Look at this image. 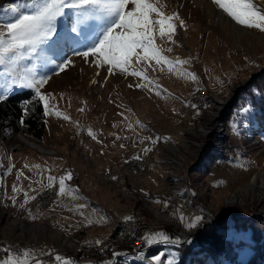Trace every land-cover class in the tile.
<instances>
[{
  "label": "rangeland",
  "instance_id": "obj_1",
  "mask_svg": "<svg viewBox=\"0 0 264 264\" xmlns=\"http://www.w3.org/2000/svg\"><path fill=\"white\" fill-rule=\"evenodd\" d=\"M254 3L264 10V0ZM0 4H21L25 11L30 10L21 0H0ZM157 4L166 14L178 12L184 21L183 26L175 21V43L155 35V46L171 64L157 63L154 58H141L137 62L133 57L127 71L114 68L110 73V66L97 67L92 62L95 58L85 62L71 48H65L60 57L53 56L46 48L43 55L54 59L55 64L42 67L36 54L19 61V75H25L35 65L34 79L47 78L40 89L45 95L41 101L44 123L37 141L22 132L0 138V260L7 257L5 249L20 259H24L23 251L28 249L32 257L46 264H59L55 261L57 254L72 257L74 264H87L93 258L84 261L75 249L105 237L116 220L129 214L131 204L138 200L146 208L148 218L152 215L155 219L151 209L157 210L174 219L181 230H193L191 234L204 224L202 219L195 229L185 227L191 219H184L183 211L192 197L196 213L191 218L199 216L202 210L218 217L230 208L240 209L239 214L245 210L258 214L255 199L247 192H239V203L227 202L250 178L264 174V136H257L256 143L250 145L246 143L253 139L249 135L251 130L241 133V128L251 123L252 116L251 112L243 113L239 109L250 105L240 104L229 114L227 109L215 120L216 130L223 128L222 140L215 139L213 128L206 129L207 135H196L193 131L200 129L206 112L214 110L219 99H226L231 86L246 79L252 70L258 72L263 68L264 33L247 28L244 30L259 36L240 33L238 28L217 17L205 0H157ZM12 19V13L0 8V24ZM71 22L65 16L58 19L57 27L61 29ZM62 59L73 61L63 71L56 67ZM177 60L187 63L178 64ZM136 71L141 75L132 74ZM189 73L197 78L191 79ZM3 84L4 77L0 76V94ZM199 87L207 103L192 107L188 104L189 95ZM17 135L43 150L25 145ZM217 141L222 152L215 153L211 162L207 161L209 169H199L195 159L202 147ZM191 142L202 145L196 147ZM145 149L152 155L141 174H122L115 182L102 179L107 165L116 166L134 154L145 155ZM18 173H21L19 178ZM66 173H71L72 178L66 180L64 194L57 195L60 188L56 180L53 199L45 208L21 207L29 200L25 199L26 195L31 197L40 186L52 182L49 176L58 178ZM21 191L23 201L14 204L12 198L17 195L14 194ZM261 193L264 196V188ZM91 202L94 205L88 204ZM11 219L43 227L31 235L26 229L14 228ZM163 220L170 223H166L170 230L177 229L172 224L174 221ZM62 236L71 243L62 242ZM224 236L246 242L247 232L228 226ZM249 251L245 245L238 250L237 257L245 260ZM177 254L174 247H160L146 254L143 263L210 264L205 254L196 255L201 257L199 260L189 261H179ZM153 256H159L160 260L153 261ZM120 260L121 264H130ZM219 264L228 262L222 260Z\"/></svg>",
  "mask_w": 264,
  "mask_h": 264
},
{
  "label": "snow or ice",
  "instance_id": "obj_2",
  "mask_svg": "<svg viewBox=\"0 0 264 264\" xmlns=\"http://www.w3.org/2000/svg\"><path fill=\"white\" fill-rule=\"evenodd\" d=\"M210 2L215 9L221 11L236 25L264 33V10L260 9L254 0H210ZM21 3L30 10L25 11L21 4H0V8L13 14L10 22L0 24V66H3L0 76L4 77L3 94H0V100L5 99L6 94L13 87L34 89L35 97H38L40 101L45 99L40 89L47 82V78L34 79L35 65L28 68L25 75L18 74L17 66L19 61L34 57V54L41 59L42 67L55 64L54 59L43 55L46 48L50 49L55 57H60L65 48H71L73 54L83 57L85 62L95 58L92 62L97 67L110 66L108 68L110 73L114 68L127 71L133 57L137 62L141 58L145 60L154 58L157 63L171 64L172 62L163 57L155 46V35L158 34L161 39L167 37L168 41L175 43L173 39L177 28L175 21H179L180 26L184 25L178 12L166 14L162 11V6H158L157 0H21ZM65 16L72 22L58 29V19ZM137 49L140 51H136ZM168 51H171V48ZM72 63L70 59H62L56 67L63 71ZM176 63H187V61L177 60ZM132 74L141 75L139 71ZM188 75L193 80L197 78L194 73ZM140 86L137 85V87ZM29 103L30 101L24 102V112L29 110ZM239 111L250 113L251 108L242 107ZM45 114H48L47 110ZM148 150L145 149V151ZM136 158L139 159V157ZM19 175L21 173H18L17 178ZM71 178V173L58 178L48 177L49 181L58 180L60 191L57 195L64 194L65 182ZM112 178L115 179V177ZM51 186L50 184L49 187ZM16 191L17 188L14 185L13 192ZM12 199L15 204V198ZM25 199H35V197L26 195ZM30 218L34 217L30 214ZM125 219H131V217ZM202 219L201 216L193 217L185 224V227L195 229ZM181 220L183 221V217ZM159 242L181 243L179 238L172 240L167 234L156 232L144 234L138 241V245L146 247ZM95 243L102 245L100 240ZM4 251L8 254L5 259L0 260V264H30V261L32 264H43V261L32 257L28 249L23 251L24 259H20L18 255L7 249ZM151 259L159 261L160 257L153 256ZM55 261L59 264H71L69 258L59 254L55 256Z\"/></svg>",
  "mask_w": 264,
  "mask_h": 264
},
{
  "label": "trees",
  "instance_id": "obj_3",
  "mask_svg": "<svg viewBox=\"0 0 264 264\" xmlns=\"http://www.w3.org/2000/svg\"><path fill=\"white\" fill-rule=\"evenodd\" d=\"M262 67L249 79L248 84L237 90L235 99L228 107L229 114L234 107L240 104L250 105L252 118L249 121L251 123L247 127L241 128V133L247 134L251 130L254 135L259 137L264 136V65ZM25 101H30L27 112L23 111ZM43 113V104L38 97H35L34 89L23 87L12 89L6 94L5 99L0 100V138H6L12 132H22L28 138L37 141L43 133ZM212 151L209 144L204 145L195 162L204 161L207 158V153ZM215 153L216 151L213 155ZM88 204L94 205L92 202ZM130 207L131 213H138L143 218H148L149 214L139 200L133 202ZM240 211L238 208H230L217 217L204 213L205 211L202 210L199 216L203 217L204 224L196 229V233L191 234L187 240L179 243V245L148 246L146 254L149 255L160 247H174L178 252L177 259L179 261H187L191 256L205 254L210 259V264H219L222 260L227 261L228 264H264V217L255 211V214L250 210H245L243 214H239ZM116 222L109 230L110 233L115 229ZM228 226L231 229L246 231V242L225 237L224 231ZM245 245L250 248V251L247 258L241 260L237 257V252ZM135 247L138 248L139 245L137 244ZM124 249V246H120L117 250L122 251ZM112 254H108L107 257L98 256V258L89 260L87 264H108L107 261L112 258ZM63 255L69 256L68 253ZM70 261L71 264L75 262L72 261V257H70ZM120 261L114 260L110 264H121ZM128 263L145 264L137 260H130ZM43 264L46 263L43 262Z\"/></svg>",
  "mask_w": 264,
  "mask_h": 264
},
{
  "label": "built area",
  "instance_id": "obj_4",
  "mask_svg": "<svg viewBox=\"0 0 264 264\" xmlns=\"http://www.w3.org/2000/svg\"><path fill=\"white\" fill-rule=\"evenodd\" d=\"M190 99L188 101V104L191 103L192 107L195 106H204L205 103H207L206 96L202 93V88H196L190 95ZM206 109V108H205ZM221 131V132H220ZM223 129L221 127L219 129H215L214 133L217 136L215 138L216 140H222L223 136ZM218 134L222 136H218ZM214 135V134H213ZM250 136L253 137L252 140L248 141V143H252L256 141V137L250 133ZM211 142V141H210ZM212 143V142H211ZM246 143V144H248ZM210 146V144H209ZM212 148V152L207 153V158L204 159V161H201L197 163L196 166H199L198 168H210V164L207 163L211 162L212 159H214L213 153L216 151V153L222 152L221 147L219 145V142H215L214 145L210 146ZM214 148V149H213ZM152 155V152L148 150L145 155H135L128 158L127 160L119 163L116 166L113 165H107L105 168V172L102 174L103 180L106 179L110 182H115V180L121 175H138L141 174L145 168V165L147 161L150 159ZM136 157H139L137 159ZM212 158V159H211ZM197 174V173H195ZM112 177H115L113 179ZM52 185L49 187V185ZM56 190V183L54 181L43 184L40 186V188L33 194L31 197H35V199H29L25 202H23V208L24 209H31V208H37V209H43L53 199V194ZM128 195V194H127ZM129 196V195H128ZM131 197L135 198L134 195H130ZM15 203H19L23 201V194L19 193L15 197ZM194 197H192L187 202V207L183 211L184 219H191L192 216L196 213V208L193 205ZM145 204H148V200H144ZM153 210V209H151ZM161 213V212H160ZM161 215H164L161 213ZM166 216V215H165ZM126 217H131V219H125ZM116 226L115 229L110 233L108 232L105 237L100 239L102 241V245H97L95 241H89L85 242L84 244H80L78 248L75 250L79 253L81 259H90V258H96L98 256L101 257H107L109 253H118L117 256H112L107 262H111L114 260H120L123 259L124 261H130V260H137L141 262H146L145 255H146V247L139 246V251H137V247H135L138 244V241H140L141 237L146 233H156V232H163L167 234L172 240H175L176 238H179L181 242L185 241L187 237L192 233L191 230H181L178 226L177 229L173 228L170 230L167 226L168 223L166 220H157L150 215L149 218H143L142 216L138 215V213H129L124 216V218H120L116 220ZM165 223V224H164ZM167 223V225H166ZM172 225V224H171ZM173 226V225H172ZM157 228V229H156ZM182 232V233H181ZM177 245V243H164L159 242L155 243L149 246H162V245ZM179 245V244H178ZM119 246H124V250L118 251ZM79 259V258H78ZM80 259V260H81Z\"/></svg>",
  "mask_w": 264,
  "mask_h": 264
},
{
  "label": "bare ground",
  "instance_id": "obj_5",
  "mask_svg": "<svg viewBox=\"0 0 264 264\" xmlns=\"http://www.w3.org/2000/svg\"><path fill=\"white\" fill-rule=\"evenodd\" d=\"M197 1H201V0H197ZM205 1L207 2V4L209 5L210 9L212 10V12L217 17H219L220 19H222L224 22L227 21L232 27L238 28L240 30V33H242L244 35L252 36V37H256V36L258 37L259 36V35L255 34L254 32H252L251 30H247V29L244 30L243 27L238 26L235 23L231 22L221 11H218L217 9L214 8V6L211 4L210 0H205ZM263 36L264 35H262V37ZM224 103H225V99H219L218 102H217V105L214 107V110H208L206 112L205 121L202 123L200 129H197V130H194L193 131L194 134H196V135H207L206 134V129L207 128H209V129H212L213 128V131H215V129L217 127V124L215 123L216 122L215 120H217L218 119V115H220L223 112L224 109H222V105H224ZM218 136H222V135L218 134ZM222 138H224V137H222ZM17 139L19 141L23 142L25 145L30 146L29 144H27L24 141V139H23L22 136L17 135ZM29 143L32 145V146H30L31 148H35L33 142L30 141ZM255 143H256V141H254L252 143L249 142L248 144L253 145ZM192 144H194L196 147H199L200 145H202V143H195V142H193ZM35 149H37V148H35ZM262 188H264V174H257L256 176L250 178V181L245 184L244 188L242 187L239 190L235 191L231 195V198L227 202H230V203H239L240 202V198H241L239 192H247L250 195V197H252V198L255 199V201L254 200L253 201L255 203V207L258 209V214L264 216V201H263L264 200V196L261 193ZM151 211L153 212V214L155 216V219H160V220L161 219H167L170 222H173L172 218L169 219L167 216L161 215L159 213V211H154V210H151ZM11 222H12L14 228L18 227L19 230H25L26 229V230H28L30 232L31 235L34 234L35 230L41 229L43 227V226H40V225L37 226V225L26 224L23 221H17V220L15 221L13 219H11ZM172 224H174L176 228H178V226H179V224H177V222L175 220H174V222ZM61 238H62V242L71 243V241L68 238H66L64 236H62Z\"/></svg>",
  "mask_w": 264,
  "mask_h": 264
},
{
  "label": "water",
  "instance_id": "obj_6",
  "mask_svg": "<svg viewBox=\"0 0 264 264\" xmlns=\"http://www.w3.org/2000/svg\"><path fill=\"white\" fill-rule=\"evenodd\" d=\"M230 20V18H228ZM231 21V20H230ZM233 22V21H231ZM235 23V22H233ZM239 26V25H238ZM264 64V63H263ZM257 72V70H252V72L248 73L247 75V78L246 79H241L239 80L240 82L238 84H234L233 86H231L230 88V91L226 94V99H225V103L224 105H222V109H224L223 111H227L228 107L231 105V102L235 99V93H237V90L240 88V87H243L245 86L246 84L249 83V79L252 78V76ZM221 117V115H218V119ZM24 139V138H23ZM24 141L29 144L30 146H32L29 142L30 141H26L24 139ZM35 148H37L38 150H43L38 144L36 143H33ZM154 211H157V210H154ZM168 217V216H167ZM169 218V217H168ZM171 219V218H169ZM174 221V219H172ZM59 233V232H58ZM201 257H196V256H191L189 257L188 259H191V260H199ZM189 261V260H188ZM111 262H108V264H110Z\"/></svg>",
  "mask_w": 264,
  "mask_h": 264
},
{
  "label": "crops",
  "instance_id": "obj_7",
  "mask_svg": "<svg viewBox=\"0 0 264 264\" xmlns=\"http://www.w3.org/2000/svg\"><path fill=\"white\" fill-rule=\"evenodd\" d=\"M79 190H80V188H79ZM18 193H22V191H21V192H17V193H15L14 196H15L16 194H18ZM108 232H109V230H108Z\"/></svg>",
  "mask_w": 264,
  "mask_h": 264
}]
</instances>
